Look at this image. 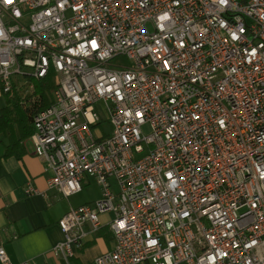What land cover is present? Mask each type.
<instances>
[{"label":"built area","instance_id":"obj_1","mask_svg":"<svg viewBox=\"0 0 264 264\" xmlns=\"http://www.w3.org/2000/svg\"><path fill=\"white\" fill-rule=\"evenodd\" d=\"M49 76L30 137L47 190L100 189L54 257L111 214L93 264H264V0H0L2 93L35 104Z\"/></svg>","mask_w":264,"mask_h":264},{"label":"crops","instance_id":"obj_2","mask_svg":"<svg viewBox=\"0 0 264 264\" xmlns=\"http://www.w3.org/2000/svg\"><path fill=\"white\" fill-rule=\"evenodd\" d=\"M9 99L0 85V110ZM30 137L14 150V156L1 158L4 148H0V245L8 255L9 264H93L113 247L114 239L107 227L111 214L100 216L101 228L90 234L67 262L54 257L52 248L63 241L58 221L70 207L98 200L100 189L93 180H87L79 194L67 199L47 190L48 175L43 162L33 155ZM28 185L38 194H26ZM90 188L97 190L96 197H77Z\"/></svg>","mask_w":264,"mask_h":264},{"label":"trees","instance_id":"obj_3","mask_svg":"<svg viewBox=\"0 0 264 264\" xmlns=\"http://www.w3.org/2000/svg\"><path fill=\"white\" fill-rule=\"evenodd\" d=\"M33 84L38 97L35 104L22 105L20 94L16 92L12 96L6 95L10 99L7 106L0 110V148H4L1 158L14 156V150L19 148L20 143L33 134L32 119L35 112L52 104V93L55 88L53 79L49 76L43 81H33Z\"/></svg>","mask_w":264,"mask_h":264},{"label":"rangeland","instance_id":"obj_4","mask_svg":"<svg viewBox=\"0 0 264 264\" xmlns=\"http://www.w3.org/2000/svg\"><path fill=\"white\" fill-rule=\"evenodd\" d=\"M55 84V82H54ZM55 86V85H54ZM104 128L106 130H108V125L107 124H104ZM96 194H97V190L93 189V188H90L88 189L87 191H85L84 193H82L81 195L77 196L78 198L82 197V196H90V197H96Z\"/></svg>","mask_w":264,"mask_h":264},{"label":"snow or ice","instance_id":"obj_5","mask_svg":"<svg viewBox=\"0 0 264 264\" xmlns=\"http://www.w3.org/2000/svg\"><path fill=\"white\" fill-rule=\"evenodd\" d=\"M5 2H7V3H11V0H5Z\"/></svg>","mask_w":264,"mask_h":264}]
</instances>
